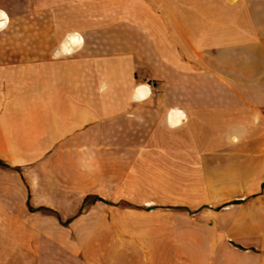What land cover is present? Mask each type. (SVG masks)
<instances>
[{"label": "crops", "instance_id": "crops-1", "mask_svg": "<svg viewBox=\"0 0 264 264\" xmlns=\"http://www.w3.org/2000/svg\"><path fill=\"white\" fill-rule=\"evenodd\" d=\"M93 3L79 6L91 13L70 30L81 47L23 58L131 59L127 74L156 84L143 99L131 77L103 100L73 89L69 113L49 126V62L15 67L24 105L38 109L20 130L0 117V133L39 141L14 153L39 157L32 203L77 220L102 209L105 229L120 236L119 260L105 264H264V0ZM18 185L27 206L35 185ZM12 197H0L9 210Z\"/></svg>", "mask_w": 264, "mask_h": 264}, {"label": "rangeland", "instance_id": "rangeland-1", "mask_svg": "<svg viewBox=\"0 0 264 264\" xmlns=\"http://www.w3.org/2000/svg\"><path fill=\"white\" fill-rule=\"evenodd\" d=\"M94 1L0 0V8H4L10 16L8 24L0 30L2 120L10 117L11 125L17 130H20V126L23 127V122L27 126L31 125L29 119L35 116V112L31 110L38 109V106L31 107L29 103L24 105L22 97L25 93V74L23 70L14 69L29 63L49 62L47 69L49 126L53 124L56 112L69 113L71 108L67 106L66 100L73 93V89L76 94L78 91L81 100L98 101L105 97L109 98L111 94L115 95L120 84L126 83L129 77L132 78L133 85L138 82L156 84V79L151 74L139 76L135 73L129 76L125 67L127 66L129 71L132 70L134 60L131 59L23 58L25 51L45 48L52 50L60 46L68 31L74 29L72 25L91 13L81 10L79 6H94ZM104 1L107 6H118L121 2ZM80 50L87 49L83 47ZM51 62L53 63L50 64ZM14 72L16 76L13 75ZM34 72L38 76L39 71L33 70V75ZM35 95V92H32L33 99ZM36 141L24 137V134L20 137L12 131L0 133V158L9 164L0 166V197L11 191L15 200L10 203L12 208L10 210L0 202V264H105L118 261L120 236L105 229L102 209H97L101 210L99 217L96 213V217L77 220L62 218L59 211L48 204L36 206L32 203L35 199L33 195L36 191L39 192L40 178L39 173L36 171L31 173L29 167L34 165L39 157L33 153L27 156L14 153L20 148H32V145L37 143L39 145V141ZM56 142V138H48V151ZM18 181L24 192L23 182L27 186L32 185L31 188L35 185L32 194L29 193L32 197L27 206L23 202L20 205L21 188ZM54 181L57 182V178H54ZM98 198V195L89 197L83 207H88L91 201Z\"/></svg>", "mask_w": 264, "mask_h": 264}, {"label": "bare ground", "instance_id": "bare-ground-1", "mask_svg": "<svg viewBox=\"0 0 264 264\" xmlns=\"http://www.w3.org/2000/svg\"><path fill=\"white\" fill-rule=\"evenodd\" d=\"M0 13L3 14V15H0V30H1L2 28H4L8 24L10 16L4 8H0ZM83 42H84V39H83V36L81 35L80 32H78L76 30L69 31L63 40L62 47H61L60 51L73 52V51L77 50L79 47H81ZM146 85H149V83L140 82L137 85H135L133 95L136 98H140L142 95H143V97L148 96L151 89L146 87ZM177 112L178 111L176 110L175 115L172 118L173 123H178L182 120V117Z\"/></svg>", "mask_w": 264, "mask_h": 264}, {"label": "trees", "instance_id": "trees-1", "mask_svg": "<svg viewBox=\"0 0 264 264\" xmlns=\"http://www.w3.org/2000/svg\"><path fill=\"white\" fill-rule=\"evenodd\" d=\"M0 164L7 165L1 158H0Z\"/></svg>", "mask_w": 264, "mask_h": 264}, {"label": "clouds", "instance_id": "clouds-1", "mask_svg": "<svg viewBox=\"0 0 264 264\" xmlns=\"http://www.w3.org/2000/svg\"><path fill=\"white\" fill-rule=\"evenodd\" d=\"M146 87H148V88H150V85H146ZM101 90H103V89H101ZM144 97H143V95L140 97V99H143Z\"/></svg>", "mask_w": 264, "mask_h": 264}, {"label": "snow or ice", "instance_id": "snow-or-ice-1", "mask_svg": "<svg viewBox=\"0 0 264 264\" xmlns=\"http://www.w3.org/2000/svg\"><path fill=\"white\" fill-rule=\"evenodd\" d=\"M0 15H3L2 13H0Z\"/></svg>", "mask_w": 264, "mask_h": 264}]
</instances>
